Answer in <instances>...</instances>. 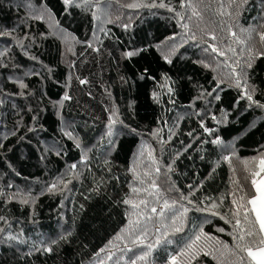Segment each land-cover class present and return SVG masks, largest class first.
Here are the masks:
<instances>
[{"label":"trees","instance_id":"trees-1","mask_svg":"<svg viewBox=\"0 0 264 264\" xmlns=\"http://www.w3.org/2000/svg\"><path fill=\"white\" fill-rule=\"evenodd\" d=\"M104 1L81 8L0 0V264H107L127 224L129 169L144 138L158 144L168 175L170 187L160 184L157 192L176 193L189 208L185 230L158 246L151 264H169L196 235L199 254L177 256V264H238L239 256L250 264L236 248L240 232L232 222L249 227L244 212L255 195V161L264 155V108L243 96L254 88L253 99L264 104V56L256 55L264 52V0H190L210 21L203 32L189 22L200 15L188 19L181 0H148L177 6L185 17L178 25L150 20L127 28L118 25L125 14L114 4L108 24L100 22ZM39 9L75 40L72 55L43 18L33 19ZM183 29L176 52L158 49ZM208 44L224 54L205 52ZM249 49L256 58L237 88L233 69L240 72L236 61L243 64ZM128 51L136 54L126 57ZM233 155L247 166L233 168ZM142 178L149 190L160 180L153 158ZM259 235L257 226L245 242Z\"/></svg>","mask_w":264,"mask_h":264},{"label":"rangeland","instance_id":"rangeland-1","mask_svg":"<svg viewBox=\"0 0 264 264\" xmlns=\"http://www.w3.org/2000/svg\"><path fill=\"white\" fill-rule=\"evenodd\" d=\"M135 8L132 9V1L131 0H106L102 4L105 6L99 13V20L100 22L104 24H108V16L110 15L111 4L117 5L120 9H118V15L125 14L124 17L121 18V21L118 23L119 26L121 25H128L132 22L135 23H144L150 20L158 21V22H165L167 24H176L178 25V21L180 23V18L176 16L177 13V6L174 9V11H170V8L165 7H159V5L151 4L148 0H133ZM188 2L190 0H187ZM191 1H201V0H191ZM137 2H140L139 5H137ZM156 5V6H153ZM172 9V8H171ZM39 14L47 24L48 28L50 29L51 33L59 39V41L64 45V47L67 49V56L72 55L74 53L75 47L77 46L75 40L69 36L67 33H65L56 23L55 21L50 17V15L42 10L39 9ZM106 14H108L107 17ZM99 22V24H100ZM196 28L201 31L209 30L211 28L210 21H208L205 17L201 16L198 20H190ZM104 27L101 25V28ZM185 29L181 30L177 37H175L174 41H166L164 44L160 45L158 49L160 51L165 52L166 54H172L176 52L177 50V44L182 38H183V32ZM201 31V32H203ZM199 45L204 47L202 43L198 42ZM199 54L202 55L201 51H198ZM208 57H211V55H208ZM66 59V58H65ZM226 150L232 151V146L229 144L224 146ZM153 158L155 160V171L158 168L160 172V180L157 181L156 187H153V190H149L146 188V183L142 178V170L145 166V162L147 159ZM264 159L263 156H259L255 161V170L253 173H257V175L253 176L252 174V180L256 179L257 182L264 178V175L260 171L261 165L260 160ZM230 164L233 168H238L240 165L247 166L246 161L238 160L237 158L233 157L230 159ZM129 172L132 176V182L130 185V189L128 190V200L131 201L129 204L130 207L128 209V219L127 224L124 227L123 231L118 236L119 238L112 244V248L110 249V253H115V256L113 257V261H109L107 259V255L105 256V261H107V264H114V260L116 257H120L122 255H125V259L127 256H131L132 253H122L121 249L125 247V245L131 247V237L130 232L133 227H136L135 224L129 225V220L136 221L139 219L140 224L139 228H137V233L141 228L147 229L148 236L145 238V243H153L155 244V240L157 238L160 239V244L154 247V250L158 246L171 244L175 241V237L177 235H180L185 230V220H186V214L182 217V224L181 219H178L175 225H172L171 220L168 219L172 215V211H176L179 209L182 211V207H186L189 209L183 201L179 198V196L176 193L171 192V194L167 197L162 196L157 192V188L160 184H167L169 187V180L167 172L160 167V160H159V146L155 143V141L152 138H144L139 146V148L135 151V154L132 159V166L129 169ZM254 187V186H253ZM137 189L136 192H133V189ZM147 189V191H145ZM255 190V187H254ZM151 193V195H149ZM256 193V192H255ZM141 200H147V206L141 205ZM167 200L169 204H172L173 201L176 202L175 208L172 209V211H169L165 209V214L163 217L159 216V210L164 206V201ZM156 202H159L161 204H157ZM140 205L139 208L133 209L132 204ZM156 207L158 210L157 214L151 213V208ZM251 208V205H250ZM139 213V216L137 215ZM254 214V213H253ZM148 217H151V219H148ZM228 221H231L230 219H227ZM234 223L232 228L234 229ZM167 225V227H165ZM160 228V232H156V228ZM174 227H181V231L174 232ZM167 233V235H165ZM153 250V251H154ZM136 251H139V249H136ZM121 264H124V261H121Z\"/></svg>","mask_w":264,"mask_h":264},{"label":"snow or ice","instance_id":"snow-or-ice-1","mask_svg":"<svg viewBox=\"0 0 264 264\" xmlns=\"http://www.w3.org/2000/svg\"><path fill=\"white\" fill-rule=\"evenodd\" d=\"M96 2L98 3V0H96ZM234 2V0H233ZM246 2V0H245ZM62 3L66 6V7H81V8H87L88 6H90L93 3V0H62ZM132 7H135V5H131ZM156 6V5H153ZM166 5H164L163 3H161L159 5V7H165ZM187 6L188 8L191 9V16L188 17V19H191L192 16H199L200 13L197 11L196 7L187 2V0H181L180 3V7L183 8ZM170 11H174V9H169ZM230 14V13H229ZM176 16L180 18L181 21H183L185 19L184 16H182L179 12L176 13ZM93 17L97 18L95 16V13H93ZM33 19H42L41 16H33ZM181 26L185 29L189 28V25L187 23H182ZM125 28H127V25H124ZM201 31H203V29H201ZM206 35H208L210 37L211 40H216L217 37L215 36V34H210V33H206ZM233 35H235V33H233ZM190 39H195L196 38V33L192 32L191 36L189 37ZM261 41H264V33L261 34ZM209 50H211L212 53H217L219 55H223L224 53L220 52L218 48H216L214 45L212 44H208L205 48L204 51L208 52ZM229 51H235L234 49H229ZM252 50L249 49V55L248 57L244 60L243 64H241V62L238 60L236 61L237 66L240 68V72L237 73L236 69H233V73L236 76V87L240 88L242 87V83H241V76L240 74L243 73V75L246 77L247 76V70L250 69L252 67V61L256 58V55H261L264 56V52H260L257 53L256 55H252L251 54ZM136 53L133 51H128L126 52L124 55L126 57H132L133 55H135ZM166 60H168L167 57H165ZM168 63H171V60H168ZM201 63H203V61H201ZM205 67H207L208 65H204ZM167 79V77H165ZM81 83H83V81H81ZM21 88H25L26 85H24L23 83L20 84ZM217 87H219V84L217 85ZM172 89L169 88V92H171ZM255 89H251V90H245L243 93V96L250 102L257 104V106L264 108V104H260L258 101H255L253 99V93H254ZM219 95H217L215 97V99H219ZM65 99H69V97L65 96ZM205 131H210L209 129L205 128ZM189 135H191V133H189ZM215 142H219L218 140ZM77 147H79V144H77ZM260 171L264 172V159L260 160ZM73 168H75L76 166L73 165ZM156 171L158 172L159 169L157 168ZM145 175H148V173H145ZM257 175V173H253V176ZM252 185L255 187L256 193L257 195H254L250 200H248V204H250L252 207L249 211H245L244 212V220L246 222L249 223V227L244 228L241 225V221L240 219H236L235 221V225L234 227L237 228V230L240 232V235L238 236V243L236 245V248L239 249L240 252H244L247 254V258H249L250 260V264H264V180H261L259 183L257 182L256 179L252 180ZM153 187H156L155 182H153ZM52 187H55V185H53ZM137 189H133V192H136ZM147 191V189L145 190ZM149 195H151V193H149ZM124 204H130L131 201L129 200H124L123 201ZM147 201L146 200H141L140 204L141 205H145L147 206ZM188 203H192L191 200L188 201ZM233 203H236V201H233ZM176 202L173 201L172 204H169V202L167 200L164 201V206L159 210L156 207H152L151 208V213L157 214L161 217L164 216L165 214V209L172 211V209L175 208ZM140 205L137 204H132V208L133 209H137L139 208ZM212 207H215V205H213ZM188 211V209L186 207H182V211H180L179 209H177L176 211H172V215L170 217H168V219L171 220L172 225H175L178 219H181V224H182V217L184 216V214H186ZM250 213H254V220H250ZM215 214V213H213ZM239 208L233 213L234 216L239 217ZM137 215L139 216V213H137ZM3 217H0V220H3ZM148 219H151V217H148ZM135 224L136 227H133L131 229L130 232V237H131V247L125 245V247L123 249H121V252L126 254V253H132L131 256H127V258L125 259V255H122L120 257H116L114 260V264H121V261H124V264H138V262H141V264H151L150 261V256L154 250V247L160 244V239L157 238L155 240V244L153 243H145V238L148 236V231L147 229L141 228L139 230V232L137 233V228H139V224L140 221L139 219H137L136 221H132L129 220V225H133ZM257 226H258V233L261 234L259 235V240L258 241H253V244H249L247 242H245V236L248 237H254L255 235H257ZM165 227H167V225H165ZM174 232H179L181 231V227H174L173 228ZM220 231H223V229H220ZM0 232H4V229L0 228ZM156 232L159 233L160 232V228L157 227L156 228ZM165 235H167V233H165ZM119 238V237H118ZM10 239H16V237H10ZM201 239V235H196L195 238L190 242V243H186L184 248L177 253L176 255L171 256L170 258V262L169 264H177V256H180L182 258L187 257V258H194L199 254V248L196 246V242L199 241ZM243 242V243H240ZM109 244H111V241L109 242ZM254 245V246H253ZM136 249H139V251H136ZM195 249V250H194ZM40 249H37V251H39ZM45 252L51 251V248H44L43 249ZM105 249H100V252H104ZM100 252H98L96 255L99 257ZM204 255H210L211 253L209 252H204ZM233 255H237L236 252L232 253ZM115 256V253H111L107 255V259L109 261H113V257ZM99 264H103V261H99ZM238 264H245V257L244 256H239L238 259Z\"/></svg>","mask_w":264,"mask_h":264},{"label":"crops","instance_id":"crops-1","mask_svg":"<svg viewBox=\"0 0 264 264\" xmlns=\"http://www.w3.org/2000/svg\"><path fill=\"white\" fill-rule=\"evenodd\" d=\"M262 174L264 175V172H262ZM261 180H264V178H262ZM261 180H259L258 183H259ZM255 192H256V190H255ZM255 195H257V193H255ZM251 207H252V206H251Z\"/></svg>","mask_w":264,"mask_h":264}]
</instances>
